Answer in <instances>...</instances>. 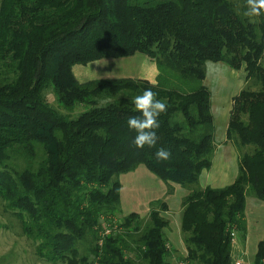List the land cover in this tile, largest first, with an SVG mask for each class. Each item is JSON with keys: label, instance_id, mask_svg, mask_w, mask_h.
<instances>
[{"label": "trees", "instance_id": "obj_1", "mask_svg": "<svg viewBox=\"0 0 264 264\" xmlns=\"http://www.w3.org/2000/svg\"><path fill=\"white\" fill-rule=\"evenodd\" d=\"M246 10V0H1L0 203L42 257L174 264L168 202L152 201L145 217L122 212V175L144 164L169 183L167 194L176 184L186 191L188 255L179 259L237 264L233 232L247 230L248 196L264 201V15ZM136 54L155 64L154 79L74 73ZM208 61L247 71L228 127L239 174L224 187L200 182L219 145ZM146 89L168 108L155 147L140 149L127 121L140 116L132 100ZM161 147L170 160L156 158ZM255 264H264V238Z\"/></svg>", "mask_w": 264, "mask_h": 264}, {"label": "crops", "instance_id": "obj_2", "mask_svg": "<svg viewBox=\"0 0 264 264\" xmlns=\"http://www.w3.org/2000/svg\"><path fill=\"white\" fill-rule=\"evenodd\" d=\"M104 61L105 58L92 61L86 66H83L81 64L75 65L74 73L80 81L115 76H132L154 79L157 73L155 64L152 63L149 58L143 55L137 56L134 65L131 66L130 71L127 73V75H124L123 73L113 72L112 68L114 67L111 66L112 64ZM104 65H106V69L103 70L102 68ZM120 67H122V63H119L117 66V68ZM134 70L136 73H134ZM232 75L237 76L235 85H233V81L231 79H228ZM246 76L247 72L246 70H244V68L236 69L222 61L207 62L206 84L212 92V103L216 124V140L219 145L212 167L210 169H204L200 176V182L204 187L209 185L212 187H224L230 185L236 180L239 174L238 153L234 144L228 140V127L233 106V98L244 88L246 83ZM142 169L146 168L138 167L136 170L131 172L134 174ZM146 171L145 175L144 173H142L144 177H148V172ZM123 186L124 181L122 183V188ZM178 189V193L174 191L173 193L167 194L168 190L162 187V190L159 192L160 194H157L156 196L159 195L157 199H161L162 197H164V199L169 204L168 215L171 223L168 234L170 243L172 245V248L175 247L174 245H176L180 246L179 249H181V245L184 244L181 227L182 202L186 191L181 187ZM128 198V194L126 197H124L122 191V210L124 209L125 212H127L126 200H128ZM157 199L156 197H150L145 202H139L137 206L138 209H133L131 212H138L141 216L145 217L149 214L151 202ZM258 201H260L258 204L262 205L259 210L261 218H256L255 216L253 217L252 211H249L248 207L246 208L247 230L245 232H241V237L243 238L240 239L243 241V247H240V245H238L240 247V256L243 255L241 254V250H243V253H245L247 248L250 247V241L253 237V233L256 235V241L258 242V244L264 238V216H262V212H264V210H262L264 208V201H261L260 199ZM141 206L145 207L143 209H139ZM184 252L186 253V250Z\"/></svg>", "mask_w": 264, "mask_h": 264}, {"label": "rangeland", "instance_id": "obj_3", "mask_svg": "<svg viewBox=\"0 0 264 264\" xmlns=\"http://www.w3.org/2000/svg\"><path fill=\"white\" fill-rule=\"evenodd\" d=\"M1 2V0H0ZM140 54H136L130 57H122V58H105L104 62L111 63L114 68L112 71L115 73H123L127 75L130 71L131 66L134 65L137 56ZM122 63V67L117 68L118 64ZM86 66V65H83ZM246 70V65L242 67ZM103 70L106 69V65L103 66ZM119 71V72H118ZM247 72V71H246ZM126 73V74H125ZM134 73L135 70H134ZM116 75V74H114ZM97 77V76H96ZM118 77V76H115ZM228 79L233 81V85L236 84L237 76L232 75ZM57 98V97H56ZM49 99L56 106L59 107L56 103V99L54 95H49ZM139 167H144L146 169H142L137 171L136 173H125L122 175V181H124V186L122 188L124 197L129 196L128 200H126V209L127 212L122 210L123 215L129 214L133 209H138L139 202H145L150 197H159L156 196L160 194L159 192L162 190V187L169 189V183L162 180L154 173H152L144 164ZM148 172V177H144L145 171ZM144 173V175H142ZM148 178V179H147ZM139 181V182H136ZM183 188L181 185H178ZM177 184L175 185V192L178 193L180 187ZM184 189V188H183ZM161 199H164L162 197ZM257 199V200H256ZM256 196L249 195L247 207L249 211H252V216L256 218H261L260 215V207L261 204H258L260 201ZM145 206H141L139 209H143ZM176 207V206H175ZM123 208V205H122ZM264 210V208L262 209ZM262 216H264V212H262ZM264 218V217H263ZM175 219V218H174ZM236 235L233 236L234 245L237 254V264H255V255L258 249V242L256 241V235L253 233V237L250 241V247L247 248L246 252L243 253L241 250L240 256V247L242 246L243 241L240 238L242 233L239 231H235ZM240 245V247L238 246ZM178 250V253L175 255L174 264H186V262L179 259L180 257H184L188 255V248L184 241V244L180 246L174 245ZM243 247V246H242ZM174 248V247H173ZM244 249V248H243ZM186 250V253L184 252ZM245 254V255H244ZM176 262V263H175ZM0 264H62L61 262H52L49 259L42 257L37 250V245L33 241L27 237V235L23 232L21 222L16 218V216L4 210V206L0 203Z\"/></svg>", "mask_w": 264, "mask_h": 264}, {"label": "clouds", "instance_id": "obj_4", "mask_svg": "<svg viewBox=\"0 0 264 264\" xmlns=\"http://www.w3.org/2000/svg\"><path fill=\"white\" fill-rule=\"evenodd\" d=\"M247 10L244 12L245 17H258L264 15V0H246ZM136 111L140 116H130L128 126L135 130L137 135L134 138V144L137 148L155 147L158 136L155 129L160 124L158 117L167 111L168 105L165 101L157 98V93L152 89H146L141 95L133 98ZM155 156L160 161L171 159V152L163 147L157 149Z\"/></svg>", "mask_w": 264, "mask_h": 264}, {"label": "built area", "instance_id": "obj_5", "mask_svg": "<svg viewBox=\"0 0 264 264\" xmlns=\"http://www.w3.org/2000/svg\"><path fill=\"white\" fill-rule=\"evenodd\" d=\"M233 235H234V236L236 235V232H235V231L233 232Z\"/></svg>", "mask_w": 264, "mask_h": 264}]
</instances>
